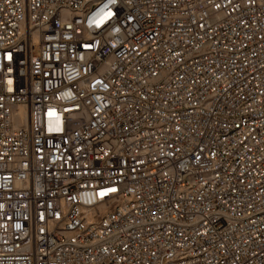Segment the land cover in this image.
Instances as JSON below:
<instances>
[{
	"label": "built area",
	"instance_id": "2783aa9c",
	"mask_svg": "<svg viewBox=\"0 0 264 264\" xmlns=\"http://www.w3.org/2000/svg\"><path fill=\"white\" fill-rule=\"evenodd\" d=\"M0 264H264V0H0Z\"/></svg>",
	"mask_w": 264,
	"mask_h": 264
},
{
	"label": "bare ground",
	"instance_id": "6f19581e",
	"mask_svg": "<svg viewBox=\"0 0 264 264\" xmlns=\"http://www.w3.org/2000/svg\"><path fill=\"white\" fill-rule=\"evenodd\" d=\"M23 116V114H21Z\"/></svg>",
	"mask_w": 264,
	"mask_h": 264
}]
</instances>
